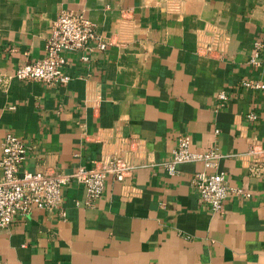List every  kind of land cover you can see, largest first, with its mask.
Wrapping results in <instances>:
<instances>
[{"label": "crops", "instance_id": "1", "mask_svg": "<svg viewBox=\"0 0 264 264\" xmlns=\"http://www.w3.org/2000/svg\"><path fill=\"white\" fill-rule=\"evenodd\" d=\"M62 11L84 13L105 49L63 52L64 86L0 85V159L8 134L28 146L21 170L32 173L91 167L127 139L140 152L131 179L107 177L93 209L75 206L84 190L71 183L65 221L15 217L0 230V264H264V178L245 158L251 141L264 147V92L238 84L264 83V65L247 66L264 43V0H0V75L45 56ZM182 135L192 151L216 146L228 185L250 197L227 198L222 215L199 204L191 179L203 164L162 167Z\"/></svg>", "mask_w": 264, "mask_h": 264}, {"label": "built area", "instance_id": "2", "mask_svg": "<svg viewBox=\"0 0 264 264\" xmlns=\"http://www.w3.org/2000/svg\"><path fill=\"white\" fill-rule=\"evenodd\" d=\"M91 40H97L99 50L105 49V43L97 34L96 26L84 13L62 11L46 41L45 56L40 60L19 64L10 75H0V85L7 86L11 80H17L64 86L69 83L71 77L65 72L67 62L63 52L83 51ZM263 48L262 41L254 43L247 61L248 67L254 70L263 67ZM81 60L86 62L88 59L82 57ZM238 84L245 90L264 92V83L253 79H241ZM216 99L217 108H220L228 101V96L226 92L220 91ZM246 118L248 121H255L257 116L255 113H249ZM122 146L119 151L104 155L91 167L79 166L70 173L60 170L32 173L21 170L29 150L28 146L12 134L6 135L0 159V230L8 229L15 217H28L34 210L56 212L58 217L65 221L62 188L71 183L80 185L84 190L83 199L75 201V206L93 209L102 197L107 177L121 183L129 181L132 177L136 168L132 157L140 152L139 142L136 139H127ZM222 158L223 155L216 146L203 151H192L189 137L182 135L177 138L176 147L169 160L162 163V167L173 176L177 173L178 165L202 163L204 170L192 177L191 185L197 191L199 204L206 205L212 215H222L223 203L227 198L250 197L248 191L228 185L225 172L219 168ZM245 158L249 173L254 177L264 178V147L251 141Z\"/></svg>", "mask_w": 264, "mask_h": 264}]
</instances>
